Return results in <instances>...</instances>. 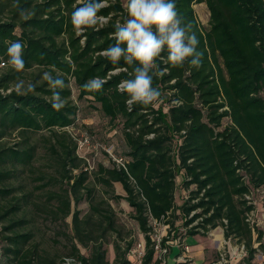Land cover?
<instances>
[{"label": "trees", "instance_id": "16d2710c", "mask_svg": "<svg viewBox=\"0 0 264 264\" xmlns=\"http://www.w3.org/2000/svg\"><path fill=\"white\" fill-rule=\"evenodd\" d=\"M175 2L199 39L202 65L174 68L158 59L157 70L164 74L154 76L153 87L161 92L158 101L168 96L170 106L156 108V101L130 111L127 93L117 85L131 78L133 68L123 60L113 65L102 55L116 43L117 22L129 18L123 0H106L99 15L107 23L99 31L86 30L83 44L84 37H77L71 25L78 0H0V264H131L136 240L119 224L111 200H123L133 209L145 242L141 264H160L150 221L163 222L172 231L177 211L185 227L197 223L190 236L221 228L226 242L245 248V264L264 254V224L254 234L247 223L255 209L247 197L264 190V0ZM203 4L209 13L206 31L194 10ZM16 40L24 46L21 73L7 63V48ZM162 55L167 58L166 51ZM45 72L64 80L65 87L56 89L65 105L60 111L51 107L53 90L43 79ZM94 77L107 82L101 91L88 92L83 85ZM18 80L25 88L33 84L35 91L17 95ZM78 103L89 104L111 124H121L126 150L120 155L113 147V154L126 161L124 168L101 150L111 165L98 163L93 172L84 171L77 142L67 131L76 126ZM37 134L42 136L41 167L40 149L31 144ZM14 135L18 141L8 146L6 140ZM94 173L95 184L110 198L98 197L88 186ZM181 175L184 188L194 190L177 209ZM24 177L41 184L28 191ZM116 185L124 197L116 194ZM83 201L89 211L72 213V203L78 207ZM35 214L66 227L72 215V228L63 234L67 257L41 248ZM108 246L113 247V262L107 258Z\"/></svg>", "mask_w": 264, "mask_h": 264}, {"label": "clouds", "instance_id": "9594fccd", "mask_svg": "<svg viewBox=\"0 0 264 264\" xmlns=\"http://www.w3.org/2000/svg\"><path fill=\"white\" fill-rule=\"evenodd\" d=\"M80 6L71 13V25L77 37H84L88 29L99 31L107 23V18L99 15L106 6V0H78ZM128 19L115 25L113 38L116 43L105 49L104 55L113 65L120 61L133 68L129 73L130 79L120 81L117 90L127 93L125 101L131 111L134 105L148 107L159 100L161 92L153 87L154 76H162L157 60H163L174 68L183 67L186 63L199 68L202 65L203 53L198 51L199 39L192 31L191 25L186 24L184 18L176 8L175 0H126ZM21 17H26V10H20ZM15 34V33H14ZM24 46L16 40L7 48V63L16 73L25 69L23 57ZM167 52V58L163 53ZM46 80L53 90L51 107L60 111L64 108V101L59 91L65 83L63 79L53 78L51 73L45 72ZM107 81L102 77L89 79L83 88L88 92H99ZM35 86L28 84L25 88L23 80L15 84L17 95H27L34 92ZM66 264L73 262L66 261Z\"/></svg>", "mask_w": 264, "mask_h": 264}, {"label": "rangeland", "instance_id": "374dc122", "mask_svg": "<svg viewBox=\"0 0 264 264\" xmlns=\"http://www.w3.org/2000/svg\"><path fill=\"white\" fill-rule=\"evenodd\" d=\"M124 5L126 4V0H123ZM197 20L202 28L203 31L208 30L209 28V13L205 6L203 5H195L194 7ZM19 33V32H18ZM15 88V86H14ZM168 96H166V100L162 103V101L156 102V108L162 106L164 108H167L170 106L168 103ZM73 100L77 102V94L76 91L73 88ZM80 105V112L78 115V120L76 122V126L72 129H68L67 131L73 138H77L78 140L82 138V136H90L92 139L93 145H102L103 147H106L107 149L114 147L116 152L120 155H124L126 147L124 145L123 136H122V126L119 122L116 124H111L107 119L103 118L102 115L95 109L90 108L91 106L87 103L84 104H77ZM228 120L224 121V126L228 124ZM16 135H14L11 139L6 140V143H8V146H12L15 144L18 139L15 138ZM41 134H37L35 136H32L31 144L37 145L40 149L39 156H38V165L41 167V156H43V153L41 155ZM88 152V150H87ZM89 155H87L90 158H93L95 160V165L98 166L101 164H105L107 166L111 165V161L102 153H98V156H94L92 149L88 152ZM95 157V158H94ZM92 159V160H93ZM43 163V161H42ZM96 173V172H95ZM94 174H91V180L88 182V186L90 188H95V194L98 197H106L110 198V194H107V190L103 188L102 186H97L94 182ZM35 178H32V182L30 181V178L24 177L22 179L25 180V186L26 190H34V188H37L41 184V182L34 181ZM177 191L175 195L176 200V207L177 209L184 205V203L189 200L191 192L194 190V187H191L189 190H186L183 185L182 181V175L177 178ZM116 194L119 196L124 197L125 192L123 191L122 187L120 185H117L115 187ZM38 194V193H37ZM36 194V196H37ZM253 202L255 203V217L256 218H262L264 215V190H261L258 194H255L252 196ZM111 206L114 208V210L117 213L118 221L121 226H123L126 229V232H131L132 237L136 240V245L130 255L132 257L131 264H138V262L142 260L143 255L145 253V242H144V236L139 230L138 224L132 219L133 209L130 208V206L123 200L121 201H110ZM78 209L82 214L84 215L89 211V206L86 201L81 202L78 207L75 206V203H72V213L75 212V210ZM194 213L190 216L192 217ZM34 218V225L35 228L38 230L36 233L37 241L41 245V248L48 250L52 255L61 256L63 258L67 257L68 249H67V243L65 240V237L63 234L68 233V231L72 228V215L66 220V225H63L62 223H51L49 221L44 220L45 218H42L41 215L35 214L33 216ZM174 224V228L172 231H170V226H168V238L170 240V246H168L169 254L173 250V248H178L182 252L185 251V239L188 238V245L192 246L194 248L197 247V240L203 239L208 236V234L203 235H195L190 236L188 235L191 228L196 226L197 223H194L190 227H185V219L180 214V212L177 211L175 216L171 218ZM222 230L221 228H218V232ZM165 230H161L160 233H164ZM170 232V233H169ZM211 232V231H210ZM209 232V233H210ZM223 243V242H222ZM231 247L228 248L226 245L222 247L219 252L214 253L209 259L208 264H215L218 259L220 258V254H225L228 259L230 260V264H239L240 259H238V253L235 251L237 249V245L235 243L230 244ZM1 248V245H0ZM263 248H264V240H263ZM177 249V250H178ZM81 252L84 255H88L87 251L85 249H81ZM176 252V251H175ZM264 253V252H263ZM264 255V254H263ZM257 255L253 261V264H264V257ZM114 251L112 246H108V255L107 258L110 262H113L114 260Z\"/></svg>", "mask_w": 264, "mask_h": 264}, {"label": "built area", "instance_id": "2783aa9c", "mask_svg": "<svg viewBox=\"0 0 264 264\" xmlns=\"http://www.w3.org/2000/svg\"><path fill=\"white\" fill-rule=\"evenodd\" d=\"M74 140L77 142V155L79 158H81L85 162L84 171L91 173L96 169L95 160L93 158L88 157L89 151H91L94 154V156H98V153L103 150L105 151L112 162L118 167V168H124L126 165V161L122 158H118L114 156L113 154V147L107 149L106 147H103L102 145H93L92 139L88 135L82 136L79 140L77 138H74ZM88 150V152H87ZM95 158V157H94ZM93 159V160H92ZM260 192V191H259ZM247 200L249 201V204H252L255 207V203L253 202V198L251 196L247 197ZM256 208L253 212H251L247 216V223L250 225V227L253 230V233L256 234V230L260 229L264 224V215L262 218H256L255 217ZM150 226L152 228L151 233V241L153 243V248L155 252V256L157 260L160 262V264H166L167 257L169 255V249L168 246H170V240L168 238V233H166V229H168V226L165 225L163 222H157L155 220L150 221ZM165 230L164 233H160L161 230ZM168 235V236H167ZM231 244V242H227ZM258 245H255V248H257ZM145 248V247H144ZM187 250V248L185 247ZM238 253V259H240L239 264H245L243 260L247 257V253L245 251V248L243 246H238L237 249H235ZM262 256V254H257ZM144 256V255H143ZM259 256V257H260ZM71 262L70 260H67ZM215 264H230V260L225 254H220V258Z\"/></svg>", "mask_w": 264, "mask_h": 264}, {"label": "crops", "instance_id": "0c3cea01", "mask_svg": "<svg viewBox=\"0 0 264 264\" xmlns=\"http://www.w3.org/2000/svg\"><path fill=\"white\" fill-rule=\"evenodd\" d=\"M196 240V248L188 245V238L185 239L184 245L187 250L184 248L185 251L182 252L178 248H173L167 257L166 264H208V259L214 253H217L223 249L222 247H224V245H226L228 248L231 247V245L224 239L223 230L218 232V228L208 233L206 238L200 240L196 237ZM263 257L264 255L262 254V258ZM129 260L132 261V257H129ZM138 264H141V262L139 261Z\"/></svg>", "mask_w": 264, "mask_h": 264}, {"label": "bare ground", "instance_id": "6f19581e", "mask_svg": "<svg viewBox=\"0 0 264 264\" xmlns=\"http://www.w3.org/2000/svg\"><path fill=\"white\" fill-rule=\"evenodd\" d=\"M217 236V235H216ZM220 239V238H219ZM217 241H218V239H217ZM219 242V241H218Z\"/></svg>", "mask_w": 264, "mask_h": 264}]
</instances>
